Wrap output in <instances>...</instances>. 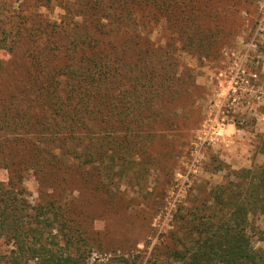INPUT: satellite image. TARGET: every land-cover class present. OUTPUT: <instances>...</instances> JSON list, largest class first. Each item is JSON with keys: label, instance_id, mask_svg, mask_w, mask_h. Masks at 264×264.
<instances>
[{"label": "trees", "instance_id": "obj_1", "mask_svg": "<svg viewBox=\"0 0 264 264\" xmlns=\"http://www.w3.org/2000/svg\"><path fill=\"white\" fill-rule=\"evenodd\" d=\"M223 2L0 0L7 262L89 264L95 249L111 248L95 229L96 205L126 210L122 181L158 180L172 162L168 134L200 89L180 55H218L231 34ZM160 24L169 32L164 45L151 37ZM227 170L207 200L176 215L171 244L152 264H264L251 220L264 217V163ZM30 172L36 203L25 185Z\"/></svg>", "mask_w": 264, "mask_h": 264}, {"label": "rangeland", "instance_id": "obj_2", "mask_svg": "<svg viewBox=\"0 0 264 264\" xmlns=\"http://www.w3.org/2000/svg\"><path fill=\"white\" fill-rule=\"evenodd\" d=\"M219 9L229 13L231 34L218 55H180L183 65L195 73L200 89L180 117L179 127L168 134L176 139L172 162L156 173L158 180L151 177L142 186L122 181L126 210L106 211L102 202L96 205L95 229L111 248L95 249L89 264H152L171 244L176 215L207 200L227 169L264 163V0H224ZM59 13L56 9L49 15L57 18ZM155 27L151 37L164 45L169 32L161 24ZM254 73L257 78L251 76ZM1 179L7 181L6 170L1 171ZM25 185L36 203L40 186L32 172ZM251 220L256 228L253 245L264 249V217L255 214ZM10 249L0 239V264H10L5 260Z\"/></svg>", "mask_w": 264, "mask_h": 264}, {"label": "built area", "instance_id": "obj_3", "mask_svg": "<svg viewBox=\"0 0 264 264\" xmlns=\"http://www.w3.org/2000/svg\"><path fill=\"white\" fill-rule=\"evenodd\" d=\"M243 74H245V71H243ZM253 78H257L258 77V75L256 74V73H254V74H252L251 75ZM249 80H247V82H248Z\"/></svg>", "mask_w": 264, "mask_h": 264}]
</instances>
